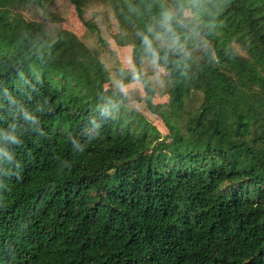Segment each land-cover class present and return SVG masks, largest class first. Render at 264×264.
Here are the masks:
<instances>
[{
  "label": "trees",
  "instance_id": "trees-1",
  "mask_svg": "<svg viewBox=\"0 0 264 264\" xmlns=\"http://www.w3.org/2000/svg\"><path fill=\"white\" fill-rule=\"evenodd\" d=\"M102 1L133 70L108 71L52 0H0V264H264V0ZM83 25L94 30L89 22ZM164 72L166 107L142 73ZM141 84L172 138L126 105Z\"/></svg>",
  "mask_w": 264,
  "mask_h": 264
},
{
  "label": "rangeland",
  "instance_id": "rangeland-1",
  "mask_svg": "<svg viewBox=\"0 0 264 264\" xmlns=\"http://www.w3.org/2000/svg\"><path fill=\"white\" fill-rule=\"evenodd\" d=\"M48 11L58 19L54 23L44 19L42 11L37 8H27L19 11L24 20L40 25L42 30L51 36L58 30H64L74 34L83 46L95 53L97 59L108 71L110 81L104 85L105 89L119 86L117 70H133L132 50L126 43L117 44L113 38L116 29L112 26L111 12L102 1H93L86 5L82 21L77 17L73 6L69 0H52L48 6ZM83 22H89L95 29L89 30ZM142 73L149 79L154 89L152 103L160 106L161 115L181 132L187 129V124L183 116L178 111H173L166 107L168 101V87L164 83V72L160 68H155L148 60L141 65ZM120 91L126 99L128 108L141 114L159 132L161 139L166 142L167 149L171 148L172 138L169 129L165 127L162 120L149 112L145 105V93L138 82H131L125 86H120Z\"/></svg>",
  "mask_w": 264,
  "mask_h": 264
}]
</instances>
